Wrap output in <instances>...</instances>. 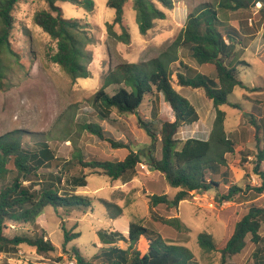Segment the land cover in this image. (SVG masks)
<instances>
[{"label": "trees", "instance_id": "obj_1", "mask_svg": "<svg viewBox=\"0 0 264 264\" xmlns=\"http://www.w3.org/2000/svg\"><path fill=\"white\" fill-rule=\"evenodd\" d=\"M21 0H0V85L6 75L3 71V54L19 57L11 43V34L16 22L15 10ZM58 1L92 10L95 0H47L49 8L38 10L33 20L49 35L54 48L48 52V60L57 64L72 81L91 77L89 64L92 60L88 47L94 43L89 24L78 18H66ZM130 0H108L107 6L115 11L112 22L107 23L110 38L128 44L131 31L125 19V8ZM260 3L258 14L264 30V0H217L205 3L191 12L184 28L163 56L145 63H124L118 65L105 78L102 87L93 95L91 103L102 121H113L112 113L135 114L138 124L150 137L145 148H136L130 142L117 141L107 136V130L97 122H85L82 129L109 142L113 147L128 150L124 160L112 161L97 155H87L77 151L66 158L56 153L48 141L36 140L32 144L23 141L19 131L0 135V254L18 252L21 245L34 247L40 254L57 250V246L47 236L38 222L48 207L60 213L64 231L63 251L76 264H99L96 256L89 259L82 251L68 245L81 236L76 232L78 224L72 228L67 220L74 213L93 210L92 199L79 192L88 185L90 170L100 172L112 180L128 182L139 173V167L147 165L159 173L167 186L178 189L173 197L168 193L149 196V212L155 221H161L174 229L184 232L189 227L177 216H159L157 207L166 205L178 208L180 203L193 196V192L215 191L220 201L240 198L246 191L253 199L264 195V144L261 130L253 116L256 127V153L252 172L260 183H248L243 188L230 181L231 168L227 158L234 154L236 143L226 129L227 112L223 106L242 109L241 103L231 101L236 89L250 90L242 79L245 48L241 45L247 39L240 36L227 20L223 12H237L250 9ZM173 9V0H132L139 31L147 34L156 20L166 18L162 8ZM116 26H119L118 32ZM250 31V30H248ZM188 47L191 56L205 70L179 60L177 51ZM213 68L208 71L206 68ZM177 76L179 86L200 89L213 102L216 111L213 127L208 139L189 137L179 139L178 131L183 124L199 120V114L190 100L181 95L173 85ZM117 85L110 94L107 88ZM255 89V88H253ZM162 95L171 106L175 119L158 115L154 108L151 118L144 120L139 109L147 97ZM130 141V140H129ZM160 150V156L157 154ZM245 161V160H244ZM89 171V172H88ZM111 212L110 218H118L123 208L116 203L103 200ZM115 209V211H113ZM264 224V205L253 203L248 212L237 221L231 237L221 252L222 262L240 254L247 246V237L258 244L263 240L261 228ZM22 225L27 230L10 236L8 231ZM15 226V227H14ZM103 262L101 264H195V255L184 244L166 240L161 233L139 222H131L127 228L101 232ZM198 243L207 252L217 251V243L209 233H201ZM64 258L59 257L56 263ZM264 264V259L261 260ZM26 264H49L28 261Z\"/></svg>", "mask_w": 264, "mask_h": 264}, {"label": "rangeland", "instance_id": "obj_2", "mask_svg": "<svg viewBox=\"0 0 264 264\" xmlns=\"http://www.w3.org/2000/svg\"><path fill=\"white\" fill-rule=\"evenodd\" d=\"M108 0H95L92 10L74 5L69 2L58 1L63 8L66 18H78L82 23L89 24V30L94 39L88 49L92 60L89 64L91 77L72 81L70 77L57 65L48 60L47 54L54 48V43L33 20L34 14L41 9L49 8L47 0H21L15 10L16 22L11 34L12 47L19 57L3 54V71L6 74L3 84L0 85V135L19 131L23 141L32 144L36 140L48 141L56 153L69 158L75 152L82 151L87 155H97L112 161L124 160L128 154L125 147L115 148L109 142L82 129L85 122H97L107 130V136L125 143L132 142L136 148L147 147L151 139L146 131L138 124L135 114L119 115L112 113L113 121H102L90 102L93 95L102 87L106 76L118 65L124 63H145L151 59L163 56L170 48L181 30L184 28L191 12L205 3H215L217 0H173L174 8H162L166 18L156 20L154 27L145 35L139 31L136 13L132 7V0L125 8V19L131 31V42L128 44L110 38L107 23L112 22L115 11L107 6ZM261 4L237 12H223L221 16L237 30L240 36L247 39L241 45L245 48L242 56L244 66L242 79L246 83L255 81L257 92L264 93V30L258 10ZM120 31L119 26H116ZM250 30V31H248ZM179 59L172 63L179 65V60L205 70L191 56L188 47H180L177 51ZM213 71V68H206ZM173 85L180 90L196 107L200 120L191 125L180 128L178 138L189 137L207 138L215 119V108L202 90L181 87L177 83V76H173ZM118 89L117 85L107 88L110 94ZM242 89L230 96L231 101L242 103L244 109H234L223 106L227 111L226 129L235 139L240 148L247 152L255 151L254 128L251 125L250 113L262 119L255 120L261 127V137L264 141V96L262 105L257 111H252V101L246 98ZM158 115H167L172 120L174 113L164 97H147L140 115L144 120L151 118V111ZM251 110V111H250ZM251 121V122H250ZM130 140V141H129ZM157 154L160 156V150ZM231 163L230 181L243 188L253 184L254 159L241 161V156L229 155ZM143 164L147 165V161ZM89 172V171H88ZM87 178L88 185L79 190L80 193L92 199L93 210L87 213H74L66 221L72 228L76 223V232L81 236L72 241L68 248H79L89 259L101 256L97 263L103 262V247L101 232L127 228L131 222H139L161 233L171 242L186 245L195 255V264H221L222 257L219 251L231 237L235 224L245 215L251 204L264 205V195L253 199L252 193L246 191L240 198L220 201L215 191L193 192V196L180 203L178 208H168L166 205L157 207L159 216L179 217L189 231H178L173 227L152 219L149 212V196L152 194L168 193L171 197L178 189L166 185L163 177L154 170L148 174L139 167V173L131 181L112 180L108 176L90 170ZM250 180V181H249ZM257 180V179H256ZM103 200L116 203L123 208L118 218H110L111 212ZM115 211V209L113 210ZM38 222L45 228L47 236L57 246V250L48 254H40L34 247L21 245L18 252L0 254V264H26L28 261L46 262L49 264H68L70 260L63 251L64 231L60 213L48 207ZM8 231L10 236L27 230L22 225H15ZM14 226V227H15ZM209 233L217 243L218 250L207 252L198 243L201 233ZM264 237V224L260 230ZM106 247V245H105ZM64 261L56 263L57 258ZM264 259V240L258 244L251 242L247 237V246L238 255L230 257L226 264H261Z\"/></svg>", "mask_w": 264, "mask_h": 264}, {"label": "crops", "instance_id": "obj_3", "mask_svg": "<svg viewBox=\"0 0 264 264\" xmlns=\"http://www.w3.org/2000/svg\"><path fill=\"white\" fill-rule=\"evenodd\" d=\"M244 55H246V54H244ZM192 66V65H191ZM193 67H195V66H193ZM195 68H197L198 70H200V68H198V67H195ZM248 84V86L250 87L251 85H252V87H255V85H257V84H255V81L254 82H249V83H247ZM182 87V86H181ZM185 88H188V87H185ZM178 92L180 91V90H178V89H176ZM193 90H196V89H193ZM199 90V89H198ZM242 90H244V89H242ZM245 92H250V93H246V98L247 99H249V100H251L252 101V104H253V107H252V111H253V109L255 110V111H257V108L258 107H260L261 105H262V103L260 102V100H261V98H263V96H264V93H261V92H257L258 91V89L257 88H255V89H252V90H244ZM184 97H186V96H184ZM187 98V97H186ZM191 102V101H190ZM213 103V102H212ZM169 104V103H168ZM245 105V101L243 100L242 101V103H241V106H242V109H239V110H242V111H244V110H248V109H244L243 108V106ZM195 107V106H194ZM196 108V107H195ZM235 109V108H234ZM197 110V109H196ZM226 111V110H225ZM251 111V110H250ZM198 112V111H197ZM227 112V111H226ZM174 113V112H173ZM198 114H199V112H198ZM160 115V114H159ZM215 116H216V111H215ZM253 116H255L254 114H253V112L252 113H250V119H253ZM256 117V116H255ZM171 119V118H170ZM174 119H175V116H174ZM173 119V120H174ZM256 119L257 120H260V119H262V117H261V115L260 116H258V117H256ZM199 120H200V114H199ZM198 120V121H199ZM215 120V119H214ZM197 121V122H198ZM252 121V120H251ZM250 121V122H251ZM197 122H194V123H197ZM214 122V121H213ZM194 123H192V124H194ZM184 125H191V124H183L181 127H183ZM251 125L253 126V128H254V139H255V151L253 152V153H249V152H247L244 148H240V146H239V144H238V142L235 140V139H233L231 136H230V134H229V136H230V138L231 139H233L234 141H235V143H236V151H235V153L234 154H228L227 155V158L229 157V155H237V154H239L240 156H241V161L243 162L244 160H245V162L246 161H248V158H254V156H255V153H256V146H257V142H256V132H257V130H256V127L251 123ZM259 125V124H258ZM180 127V128H181ZM213 127V126H212ZM259 128V130H261V127L259 126L258 127ZM180 130V129H179ZM212 130V129H211ZM211 132V131H210ZM178 134H179V131H178ZM178 134H177V137H178ZM210 135V134H209ZM197 138H199V137H197ZM209 137H207V138H201V139H208ZM187 139V138H186ZM262 140H263V138H262ZM127 143V142H126ZM263 144H264V141H263ZM228 161H229V158H228ZM229 165L231 166V163H229ZM263 168H264V163H263ZM155 173H157L156 171H154ZM257 180L259 181L257 184H259L260 183V180H259V178L257 177ZM131 181V180H130ZM250 181V180H249ZM129 182V181H128ZM41 225V224H40ZM42 226V225H41ZM43 227V226H42ZM44 228V227H43ZM45 229V228H44ZM263 240H264V237H263ZM262 240V241H263Z\"/></svg>", "mask_w": 264, "mask_h": 264}, {"label": "built area", "instance_id": "obj_4", "mask_svg": "<svg viewBox=\"0 0 264 264\" xmlns=\"http://www.w3.org/2000/svg\"><path fill=\"white\" fill-rule=\"evenodd\" d=\"M141 167L143 169H145V171L150 174L153 170L148 166V165H145V164H142ZM257 178L253 177L252 181L253 182H257L258 180H256ZM68 264H76V262L74 260H72L70 263Z\"/></svg>", "mask_w": 264, "mask_h": 264}]
</instances>
